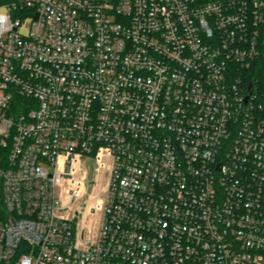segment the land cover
<instances>
[{
    "label": "built area",
    "instance_id": "built-area-1",
    "mask_svg": "<svg viewBox=\"0 0 264 264\" xmlns=\"http://www.w3.org/2000/svg\"><path fill=\"white\" fill-rule=\"evenodd\" d=\"M262 26L264 0L2 3L0 264H262Z\"/></svg>",
    "mask_w": 264,
    "mask_h": 264
},
{
    "label": "trees",
    "instance_id": "trees-1",
    "mask_svg": "<svg viewBox=\"0 0 264 264\" xmlns=\"http://www.w3.org/2000/svg\"><path fill=\"white\" fill-rule=\"evenodd\" d=\"M8 0H0V5ZM258 55L250 64L241 69L239 74L242 86L247 89L252 84V94L256 102L264 106V26H262L259 42Z\"/></svg>",
    "mask_w": 264,
    "mask_h": 264
},
{
    "label": "water",
    "instance_id": "water-1",
    "mask_svg": "<svg viewBox=\"0 0 264 264\" xmlns=\"http://www.w3.org/2000/svg\"><path fill=\"white\" fill-rule=\"evenodd\" d=\"M247 91H248V94L251 93V91H252V84H251V83H249V85H248V87H247ZM247 98H248V95H246L245 100H246Z\"/></svg>",
    "mask_w": 264,
    "mask_h": 264
},
{
    "label": "rangeland",
    "instance_id": "rangeland-1",
    "mask_svg": "<svg viewBox=\"0 0 264 264\" xmlns=\"http://www.w3.org/2000/svg\"><path fill=\"white\" fill-rule=\"evenodd\" d=\"M81 202H82V199L81 198H79L76 202H75V205L77 206V205H80L81 204ZM262 264H264V262H262Z\"/></svg>",
    "mask_w": 264,
    "mask_h": 264
}]
</instances>
